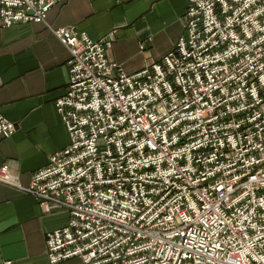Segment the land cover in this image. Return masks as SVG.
<instances>
[{
  "label": "built area",
  "instance_id": "built-area-1",
  "mask_svg": "<svg viewBox=\"0 0 264 264\" xmlns=\"http://www.w3.org/2000/svg\"><path fill=\"white\" fill-rule=\"evenodd\" d=\"M62 1L0 0V27L43 24ZM182 27L133 74L107 37L50 29L69 52L54 102L69 144L26 187L0 168L68 213L44 235L49 264H264V0H186ZM15 129L0 115V137Z\"/></svg>",
  "mask_w": 264,
  "mask_h": 264
},
{
  "label": "crops",
  "instance_id": "crops-1",
  "mask_svg": "<svg viewBox=\"0 0 264 264\" xmlns=\"http://www.w3.org/2000/svg\"><path fill=\"white\" fill-rule=\"evenodd\" d=\"M185 9L186 0H64L43 24L0 27V115L16 128L10 138L0 137V168L6 165L26 187L69 144L54 107L65 94L69 52L50 29L73 28L93 41L107 37V57L133 74L174 47ZM68 219L65 211L45 214L33 196L0 183V264H49L44 235Z\"/></svg>",
  "mask_w": 264,
  "mask_h": 264
},
{
  "label": "rangeland",
  "instance_id": "rangeland-1",
  "mask_svg": "<svg viewBox=\"0 0 264 264\" xmlns=\"http://www.w3.org/2000/svg\"><path fill=\"white\" fill-rule=\"evenodd\" d=\"M74 260L80 261L79 259H72V260H69V261H66V262H62L60 264H73L74 263Z\"/></svg>",
  "mask_w": 264,
  "mask_h": 264
}]
</instances>
